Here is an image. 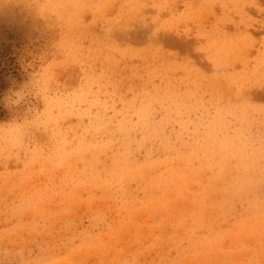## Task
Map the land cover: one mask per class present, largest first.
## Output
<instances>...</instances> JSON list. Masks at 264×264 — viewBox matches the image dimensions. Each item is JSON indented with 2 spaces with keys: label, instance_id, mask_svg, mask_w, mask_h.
<instances>
[{
  "label": "rangeland",
  "instance_id": "1",
  "mask_svg": "<svg viewBox=\"0 0 264 264\" xmlns=\"http://www.w3.org/2000/svg\"><path fill=\"white\" fill-rule=\"evenodd\" d=\"M0 264H264V0H0Z\"/></svg>",
  "mask_w": 264,
  "mask_h": 264
}]
</instances>
